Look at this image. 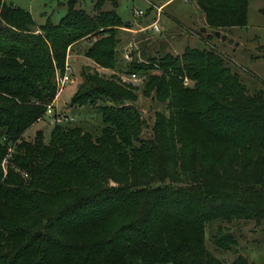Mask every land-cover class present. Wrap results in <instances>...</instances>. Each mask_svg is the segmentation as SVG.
Returning a JSON list of instances; mask_svg holds the SVG:
<instances>
[{
  "label": "trees",
  "instance_id": "trees-1",
  "mask_svg": "<svg viewBox=\"0 0 264 264\" xmlns=\"http://www.w3.org/2000/svg\"><path fill=\"white\" fill-rule=\"evenodd\" d=\"M107 1L117 6L96 0L89 14L68 0L58 24L36 26L0 0V264H224L204 245L206 227L264 222V91L249 93L215 48L129 63L149 73L144 94L166 103L150 138L136 88L84 70L70 102L100 101L99 133L59 123L47 142L40 130L24 139L74 46L92 39L84 56L114 70L116 34L130 23L103 12ZM195 1L212 34L247 26L249 0ZM214 243L237 245L230 234Z\"/></svg>",
  "mask_w": 264,
  "mask_h": 264
},
{
  "label": "rangeland",
  "instance_id": "rangeland-1",
  "mask_svg": "<svg viewBox=\"0 0 264 264\" xmlns=\"http://www.w3.org/2000/svg\"><path fill=\"white\" fill-rule=\"evenodd\" d=\"M6 4L29 12L36 26L43 25L49 18L53 24H58L67 11L68 0H3ZM195 0H117V6L105 2L102 11L115 12L124 23H130V28L119 29L116 36L120 40L117 63L114 70L98 67L84 56L85 50L93 42L85 40L74 46L68 53V64L72 68L75 82L63 87L53 101L52 109L56 113L72 117L70 125H81L92 135H97L101 127V117L94 113V108L102 105L100 101L91 106H74L71 98L83 83L81 73L97 71L100 75L110 77L115 74L123 83L132 84L136 88L137 101L134 107L142 114L146 126L142 139L150 138L155 112L167 114L166 103L155 100L153 94H144L149 73H134L129 70L132 61H145L152 56L165 53L180 54L185 47L215 48L227 58L231 69L237 72L247 91L255 93L264 91V0H249L248 22L242 29L220 30V35H226L227 40L213 36L202 21L201 13L196 11ZM96 0H79L76 9L93 13ZM161 6V7H160ZM161 13H157V8ZM138 11L144 13L138 15ZM154 21L158 22L160 32H154L148 27ZM202 29H206L202 32ZM229 40L231 42H229ZM135 76L136 81H131ZM133 79V80H134ZM184 86L193 83L183 79ZM51 103V104H52ZM51 117H45L29 128L24 139L32 142L37 131H42L44 141L49 140L53 124ZM230 234L237 245L219 247L214 240ZM204 245L208 252L224 264H232L239 256L246 259L247 264H264V222L259 225L252 220H233L217 222L208 225L204 234Z\"/></svg>",
  "mask_w": 264,
  "mask_h": 264
},
{
  "label": "built area",
  "instance_id": "built-area-1",
  "mask_svg": "<svg viewBox=\"0 0 264 264\" xmlns=\"http://www.w3.org/2000/svg\"><path fill=\"white\" fill-rule=\"evenodd\" d=\"M156 10H157L156 14L161 13L160 7L157 8ZM138 15L143 16L144 13L142 11H138ZM148 28L154 32H158V33L160 32V28L158 26L157 21H154L153 23H151ZM132 78L134 79L135 76L133 75ZM133 79L131 81H136L135 79L134 80ZM74 82H75V79L72 75V68L68 64V58H67L65 65H64L63 72L58 73L56 76L57 94H56L55 98H57V95L62 91L63 87H65L66 85H71ZM52 105H53V103L47 106L44 118L47 116L51 117L50 121L53 125L59 124V123H70V122L74 121V119L72 117L64 116V115L60 114L59 112L58 113L54 112L52 109Z\"/></svg>",
  "mask_w": 264,
  "mask_h": 264
},
{
  "label": "water",
  "instance_id": "water-1",
  "mask_svg": "<svg viewBox=\"0 0 264 264\" xmlns=\"http://www.w3.org/2000/svg\"><path fill=\"white\" fill-rule=\"evenodd\" d=\"M205 31H206V29H202V32H205ZM213 34H214V36L216 38H221L222 41H226L227 40V36L226 35L221 36L219 32H213ZM229 42H231V41L229 40Z\"/></svg>",
  "mask_w": 264,
  "mask_h": 264
},
{
  "label": "crops",
  "instance_id": "crops-1",
  "mask_svg": "<svg viewBox=\"0 0 264 264\" xmlns=\"http://www.w3.org/2000/svg\"><path fill=\"white\" fill-rule=\"evenodd\" d=\"M195 5H196V2H195ZM160 7H161V6H160ZM195 9H196V11L198 12V15H200V13H201L202 21H203V23L205 24L204 15H203V13L198 9L197 5H196V8H195ZM233 29H239V28H233ZM56 100H57V99H56ZM56 100H55V101H56ZM55 101H54V102H55ZM38 122H40V121H38ZM38 122H37V123H38ZM35 124H36V123H35ZM35 124H34V125H35ZM30 128H31V127H30ZM25 133H26V132H25ZM25 133H24V134H25Z\"/></svg>",
  "mask_w": 264,
  "mask_h": 264
}]
</instances>
